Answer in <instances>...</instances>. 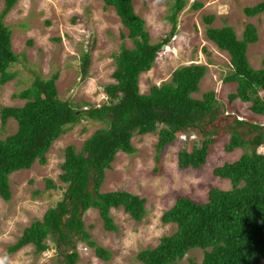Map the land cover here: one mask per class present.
Returning <instances> with one entry per match:
<instances>
[{
    "label": "trees",
    "instance_id": "obj_1",
    "mask_svg": "<svg viewBox=\"0 0 264 264\" xmlns=\"http://www.w3.org/2000/svg\"><path fill=\"white\" fill-rule=\"evenodd\" d=\"M18 0H3L0 11V85L11 81L15 74L8 68L16 62L11 51L10 30L3 19ZM111 7L121 26L126 30L125 38L131 49L124 45L114 58L112 84L103 86L108 99L106 104L76 109L58 97L55 82L58 74L48 79L35 78L28 88L15 95L24 101L20 107H0V127L8 119L16 123L15 132L0 139V199H10L8 176L20 170H28L35 162L45 165V154L51 144L65 134L73 125L87 119L103 124L86 138L78 151L71 145L63 149V160L59 166L58 179L65 186L61 200L46 209L40 221H33L21 236L7 246L5 255L13 254L27 245L34 253L47 251L45 240L50 237L57 243H68L71 235L93 249L102 261L109 254L89 240L83 230L81 216L92 209L97 212L102 227L115 231L110 209H121L128 217L139 222L145 215L144 200L124 191L100 192L105 170L118 152L133 154V135H156L155 158L175 134L187 129L204 135L198 147L177 153L176 166L180 170L199 169L205 163L208 147L213 144L204 126L217 117L213 92H205L200 99L191 94L198 91V83L206 67L191 63L175 69L168 82L150 86L146 94L138 90V76L148 72L161 47L174 33L178 14L184 9L186 0H170L166 21L170 25L167 37L151 44L144 21L138 17L132 0H103ZM202 5L193 2L190 9L198 10ZM248 18L264 14V1L242 9ZM212 14L201 17L205 26L204 36L217 50L228 56L229 73L222 82L235 84L234 92L227 96L229 102L238 100L248 103L252 114L264 116V59L259 69H252L246 58L247 45L257 40L255 28L247 24L240 38L229 26L209 27ZM124 38L122 35L120 36ZM80 75H86L89 56L80 57ZM259 93H262L259 96ZM236 125L244 123L235 121ZM256 135L248 141L232 134L223 146L226 153L248 147L249 152L231 163L212 170V175L227 180L228 190L211 188L205 203H197L187 197H177L173 205L160 216L163 225L172 224L175 230L159 239L155 247L136 254L141 264H173L190 250L203 252L199 263L189 264H262L264 262V154L256 152L264 148V126L249 124ZM45 188L54 189L50 180ZM77 255H65L66 264H74Z\"/></svg>",
    "mask_w": 264,
    "mask_h": 264
},
{
    "label": "rangeland",
    "instance_id": "obj_2",
    "mask_svg": "<svg viewBox=\"0 0 264 264\" xmlns=\"http://www.w3.org/2000/svg\"><path fill=\"white\" fill-rule=\"evenodd\" d=\"M263 1L186 0L184 9L177 16L174 33L156 54L151 69L138 76L139 93L146 94L150 86L168 82L171 73L179 67L191 63L206 67L198 91L191 94L194 99H200L203 93L210 91L215 95L217 117L203 127L213 139L205 163L199 169L180 170L176 166L178 152H189L200 145L204 135L196 130L187 129L175 134L157 159L156 135L134 134L130 142L135 152L115 155L110 169L104 172L99 191H124L143 199V219L135 222L120 208L110 209L115 226V231L110 232L103 229L95 210L90 209L81 216L89 240L109 254L108 260L97 258L93 249L77 235L69 236L68 243L57 244L48 237L45 240L48 249L40 254H35L34 247L27 245L5 255L7 246L13 244L31 222L40 221L46 209L61 200L65 186L58 175L63 149L71 145L78 151L86 138L103 127L101 123L83 119L51 144L45 154V165L35 162L28 170L8 176L10 199L7 202L0 199V264H66L65 255L70 252L77 255L74 264H141L136 259L139 251L155 247L161 237L174 232V225H163L159 218L177 197L205 203L209 189L228 190V181L214 177L212 170L237 160L249 152V148L226 153L223 146L234 133L245 141L251 140L256 132L248 125L264 126V116L252 114L248 103L228 101L227 96L235 89V84L222 82L229 73L228 56L205 38L201 17L212 14L214 19L209 27L229 26L237 38L245 25H253L257 40L247 45L246 58L249 66L256 70L264 59V14L248 18L242 14V9ZM169 2L132 0L133 11L144 21L151 44L167 37L170 30L166 21ZM193 2L202 7L190 9ZM2 8L3 0H0V11ZM3 23L11 32V51L17 60L8 68L15 74L14 78L0 85V107L22 106L24 101L16 99L15 95L28 88L35 78L48 79L55 73L58 74L55 86L60 100L81 110L106 104L108 99L102 88L114 83L111 78L113 56L117 55L121 44L127 49L132 47L125 38L126 30L103 0H18L5 15ZM83 53L89 56L84 77L80 75ZM235 121L244 125H236ZM15 129L16 123L8 119L4 127H0V139L13 134ZM256 152L264 154V148H257ZM46 180H50L55 188H45ZM202 255L201 250L193 249L173 264L199 263Z\"/></svg>",
    "mask_w": 264,
    "mask_h": 264
}]
</instances>
